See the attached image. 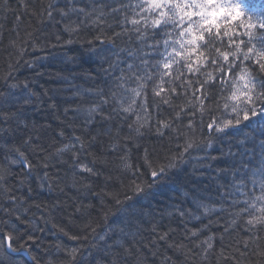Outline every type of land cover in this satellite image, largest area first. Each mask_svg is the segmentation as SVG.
Returning a JSON list of instances; mask_svg holds the SVG:
<instances>
[{
    "label": "snow or ice",
    "instance_id": "1",
    "mask_svg": "<svg viewBox=\"0 0 264 264\" xmlns=\"http://www.w3.org/2000/svg\"><path fill=\"white\" fill-rule=\"evenodd\" d=\"M17 3L13 9L7 0H0V39L10 31L9 45L16 52L2 77L6 90H0V264H14L12 254L24 253L41 264L28 242H35V232L44 231L38 221L46 226L55 212L64 210L60 201L30 203V195L24 193L34 191L33 182L39 189L54 190L55 185L63 192V182L77 192L83 190L81 198L68 205L70 215L84 221L82 235H70L56 223L53 228L74 241L87 243L90 237L111 241L103 248L92 244L95 256L91 251L81 255L83 244L52 245L66 264H211L212 260L264 264V2ZM9 13L14 17L11 29ZM46 29L52 31L41 42L37 32L44 34ZM73 44L87 45L96 65L94 74H81L94 82L92 87L73 83L75 73L71 78L56 74L53 79L59 83L40 92L28 80L15 79L21 62L36 67V59L24 61L29 48L43 51ZM68 89H74L71 97L64 95ZM58 98L65 104L78 98L80 103L62 109L65 119L57 136L63 142L53 147L56 141H45L41 135L50 125L30 120L26 109H39L47 100L56 111ZM165 108L170 110L167 115ZM66 128L71 135H66ZM225 141L227 152L212 155L214 146ZM232 141L243 151L234 153ZM133 149L141 153L136 163ZM236 155L239 167L225 159ZM213 162L228 167L213 169ZM17 165L23 166L19 174L13 171ZM185 166L192 171L182 185L183 199L159 212L161 218L178 219L182 238L177 240V229L160 231L158 213L138 198ZM61 168L67 169L63 175ZM210 169L217 176H231L228 184H215V196L209 194L211 187L198 182L197 173ZM33 207L36 212H31ZM117 213L116 227L105 226L102 234L97 233L100 221ZM194 222L196 226H190ZM145 223L150 238L145 236ZM20 240L24 243L16 246Z\"/></svg>",
    "mask_w": 264,
    "mask_h": 264
},
{
    "label": "trees",
    "instance_id": "2",
    "mask_svg": "<svg viewBox=\"0 0 264 264\" xmlns=\"http://www.w3.org/2000/svg\"><path fill=\"white\" fill-rule=\"evenodd\" d=\"M7 2L11 5L13 9H16L19 7L17 0H7ZM264 2V0H254V3L260 4ZM3 19V16H0V20ZM14 17L11 15V13L8 14V20H7V27L8 29H11L12 27V21ZM33 24L35 25V21H33ZM37 28H39V25H36ZM52 29H46L44 30V34L41 32H37V35L40 37L41 42L44 40V35L50 33ZM13 38V34L10 31H5L3 33L2 39H0V90H6L4 81L2 77L8 72V65L11 62L12 59L15 58L16 52L15 49L10 47L9 40ZM65 38H67L65 36ZM122 42L118 41L117 44L120 45ZM97 47H100L97 45ZM44 57H47L46 59ZM36 59V67L33 68L29 66L28 64L21 62L19 66L14 71V77L16 80L23 81L28 80L29 86L37 91L40 92L42 90V87L44 88H51L54 83H59L58 81H54L53 77H55L56 74H63L65 76H70V73L76 74V79L73 81L78 86L81 87H92L93 81H90L87 79L86 76L81 75L82 73H87L89 71L95 73L96 65L93 63V61L89 57V53L87 50V45L82 44H73L70 46H64V47H56V48H46L43 51H32L31 48L28 49V52L24 55V61H30ZM11 82V81H9ZM99 86L103 85L102 81L97 82ZM74 91V89H68L65 92L66 97H71V93ZM80 103V100L78 98H74L72 100H69L67 104L63 103L59 98L57 99V110L53 111L50 107H48L49 101L45 100L44 105L37 109L35 106L29 107L26 109V112L28 114V117L30 120L35 121L38 125H50V128L42 129L41 135L45 141H49L54 139L56 141V144L53 147L59 146L60 143L63 141L61 138L57 136V132L59 131L60 127L62 125L60 124L61 120H64L65 117L62 114V109L64 107H72L75 104ZM169 109H164V114L167 115L169 113ZM57 115H59V119H57ZM72 116V112L70 111L68 113V117L70 118ZM68 122H71L70 119ZM79 124L80 121H76L77 126V134H79ZM66 135H71V129H65ZM24 130L22 129L20 133L17 134V139L20 138L21 135H23ZM11 139L9 140V143H11ZM152 143H155V141H152ZM131 146V145H130ZM248 147H251V144L247 145ZM229 147V142L225 141L223 142L222 146L220 144H217L214 146V148L211 150L212 155L219 156L221 154V150L223 152H227ZM232 151L234 153H239L243 151V148L238 147L235 143V141H232L231 143ZM51 150V149H50ZM29 156V159H33L32 155L30 153H26ZM133 163L138 162L137 158L141 155V153H138L133 149ZM226 160L229 162L235 161V164L237 167H239L240 162V156L236 155L235 157L226 156ZM2 163V161H0ZM23 166L17 165L13 166V171L20 173ZM57 167H60L59 165ZM217 167H228L227 164L223 162H213V169ZM67 169L61 168L60 175H63V172ZM192 169L190 166H185V169L182 172H179L175 175H170L169 177L164 178L161 183L151 189L148 193H146L144 196L139 197L138 199L140 202L144 205H151V210H156L158 213L155 217L156 222L159 224V230L164 231L167 230L169 227L177 229V232L175 234V238L177 240L181 239V232L182 228L179 224L178 219L174 217H167L164 216L161 218L159 215V212L161 210L167 211L168 206L172 203H177L183 199L181 195L182 191V185L191 179L190 173ZM203 175H200V173H197V176L199 177V183L204 186H209L212 188V191L209 193L212 196L216 195L215 192V184L218 182L220 184H228L230 182L231 176L229 174H220L217 176L214 170H202ZM50 174L55 175V171H52ZM14 182V181H13ZM70 183V180L68 181ZM60 187L64 188V191H59L58 188L54 185V190H49L48 188L39 189L36 188L35 182H33V188L34 191L30 194L24 193L25 195H30L31 200L30 203H47L52 204L56 201L62 202V206L64 208L63 211L55 212L54 219L51 223L47 224L46 226L43 224V222H39L41 227H44V231L35 232V236L37 239L35 242L29 241V245H31V252L33 255L37 256L38 259H40L41 264H45L46 260L52 261V264H66L65 257L62 254L55 253V250L51 247L54 244H60L62 247H80L83 244V248L81 250V255L86 256L88 251H91L93 253V256L96 255V249L91 248L90 246L92 244H97L99 247L103 248L105 243H111V241H104V240H92V238H89V241L87 243L83 241H74L69 239V237L64 236L62 233L58 231V229L52 227V223L59 224L60 226L64 227L66 231L69 232L70 235H82V226L84 221L82 219H77L75 216L70 215L72 212V208L68 207V205H72L74 199H80L81 193L77 192L76 189H72L67 187L63 182L60 184ZM18 195L21 193H17ZM91 199V197H89ZM64 202H67L66 205H64ZM87 203V200L84 201ZM96 203L95 201H93ZM98 206V205H97ZM191 207V205H188ZM113 211L116 212V208H113ZM31 212H36V209L33 207L31 209ZM39 215V213H37ZM120 214L117 213L116 216L110 217L108 221H100V227L97 228V233L102 234L105 230V226H112L113 228L117 225V217ZM92 216L99 221V217L97 216L96 212L92 213ZM147 221H152V217H146ZM196 223L194 222L193 225L190 226H196ZM122 226V225H121ZM146 231L145 236L150 238V233L147 231L149 229V223H145L144 225ZM213 231H216L215 228L212 229ZM243 235V233H241ZM230 238H226V242H229ZM24 240L18 241L16 246H19V244H23ZM219 248V241H217V249ZM255 259V257H253ZM12 260L14 261V264H34V262L25 255H12ZM7 264V261L5 262ZM149 264H151V261H149ZM211 264H215V260H212Z\"/></svg>",
    "mask_w": 264,
    "mask_h": 264
},
{
    "label": "water",
    "instance_id": "3",
    "mask_svg": "<svg viewBox=\"0 0 264 264\" xmlns=\"http://www.w3.org/2000/svg\"><path fill=\"white\" fill-rule=\"evenodd\" d=\"M12 255H20V254H12ZM22 255L28 256L27 253H24Z\"/></svg>",
    "mask_w": 264,
    "mask_h": 264
},
{
    "label": "bare ground",
    "instance_id": "4",
    "mask_svg": "<svg viewBox=\"0 0 264 264\" xmlns=\"http://www.w3.org/2000/svg\"><path fill=\"white\" fill-rule=\"evenodd\" d=\"M20 255H22V254H20Z\"/></svg>",
    "mask_w": 264,
    "mask_h": 264
}]
</instances>
